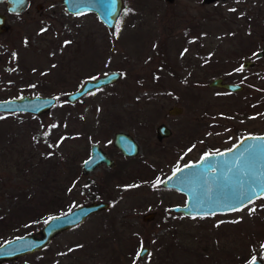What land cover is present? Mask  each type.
<instances>
[{
    "label": "rangeland",
    "instance_id": "374dc122",
    "mask_svg": "<svg viewBox=\"0 0 264 264\" xmlns=\"http://www.w3.org/2000/svg\"><path fill=\"white\" fill-rule=\"evenodd\" d=\"M121 1L109 28L60 0H28L19 13L0 1V98L55 97L39 114L0 111V242L80 203L108 202L43 248L0 264H240L258 256L264 264V194L235 210L186 215L167 209L184 194L157 185L204 152L264 132V53L255 56L264 0ZM245 59L252 64L242 66ZM112 69L115 81L65 99ZM214 76L242 89L211 86ZM173 104L180 113H167ZM160 122L171 131L157 138ZM118 130L137 141L136 154L112 144ZM91 142L114 162L82 173Z\"/></svg>",
    "mask_w": 264,
    "mask_h": 264
},
{
    "label": "water",
    "instance_id": "95a60500",
    "mask_svg": "<svg viewBox=\"0 0 264 264\" xmlns=\"http://www.w3.org/2000/svg\"><path fill=\"white\" fill-rule=\"evenodd\" d=\"M1 1V0H0ZM65 10L72 14L81 12H93L98 20L105 27H112L121 8V0H60ZM8 12L19 13L26 8L27 0H4ZM40 3L36 4V8ZM7 29L5 15L0 12V33ZM264 53V45L255 53L256 57ZM251 60H244L243 66H248ZM120 77V71L112 69L100 75L86 78L75 89L65 94L68 102H73L83 94L96 89L100 86L109 84ZM211 86L222 87L231 91L242 89V84L232 81H224L220 76L212 77L209 82ZM55 103V97L41 94H21L18 96L0 98V111L12 112L23 111L32 114H39ZM182 107L173 104L167 108V113L178 114ZM170 128L160 122L155 127L157 138L170 134ZM112 144L125 156H132L138 152L137 141L127 132L118 130L113 133ZM248 149V151H245ZM243 153V156L240 154ZM223 154V155H221ZM239 157L237 167L228 173L229 179H224V173L227 171V165L223 162L233 161ZM104 163L106 166H112L113 160L106 155L98 143L89 144V153L81 162V171L89 172L97 165ZM213 164L217 166L209 171V182L204 183V176L194 178L189 175L186 183L195 190L196 195L200 197L198 204L193 195L184 186L181 180V173L177 169H182L185 174L198 172L204 165V171H207ZM188 166H192L191 168ZM264 171V132L245 133L240 135L231 145L226 148L215 151L204 152L196 160L184 162L174 168L169 174L162 178L158 186L173 188L184 194L182 204L168 206L169 211L181 212L186 215H202L205 213L224 212L240 207L264 194L262 187L257 186L256 182L261 179V172ZM176 175L173 176V173ZM212 176H218L213 181ZM171 177V179H169ZM257 179V180H256ZM212 181V182H211ZM251 184L255 189L250 198L247 197L248 186ZM228 186V187H226ZM230 190L242 193L239 201L230 199ZM229 201V202H226ZM108 202L104 200H91L80 203L66 212L54 213L47 217L36 232L19 234L7 238L0 242V263L2 261L14 260L22 255L37 251L43 248L51 238L58 232L67 229L83 221L88 215L100 209L106 208ZM154 216L153 211L146 212L142 219H150ZM54 218V219H50ZM147 246L143 245L138 250V255L142 256L147 251ZM253 258L240 264H252ZM255 264H263L262 256L255 257Z\"/></svg>",
    "mask_w": 264,
    "mask_h": 264
},
{
    "label": "snow or ice",
    "instance_id": "6c2138e0",
    "mask_svg": "<svg viewBox=\"0 0 264 264\" xmlns=\"http://www.w3.org/2000/svg\"><path fill=\"white\" fill-rule=\"evenodd\" d=\"M41 31H44V29H42ZM65 43H69L68 41H66ZM31 87H35V85H32ZM53 127H55V125H53ZM245 151H248V149H245ZM223 155V154H221ZM241 156H243V153L240 154ZM237 161H239V157L236 158V160H233V161H225L223 162L225 165H227V171L223 174L224 175V179L227 181L229 179V176H228V173L232 172V170L235 168V169H238L239 171H241L240 168L237 167ZM217 165L216 164H213L212 163V166L209 167L207 169V171H204L205 169V166L202 165L201 166V169L198 171V172H190L189 174H185L183 172L182 169H177L176 171L177 172H180L181 173V180L182 182H184V186L187 188V190L193 195L194 199H196L197 203L199 204L201 202V199L199 196L196 195V192L193 188H191L187 183L186 181L188 180V177L189 175L194 177V178H197L201 175L204 176V183L207 184L209 182V179L208 177L210 176L209 175V171L213 168H215ZM188 167H192V166H188ZM176 175V172L173 173V176ZM213 178V181L218 179V176H212ZM171 179V177L169 178ZM257 180V179H256ZM212 182V181H211ZM157 183H159V181H157ZM257 186L259 187H262V190H264V171L261 172V179L259 180V182L257 181L256 182ZM228 187V186H226ZM255 189L252 188L251 184L248 186V190H247V197L246 198H250L251 195L254 193ZM243 194L238 192V191H232L230 190V199L231 200H234V201H239L241 199V196ZM226 202H229V201H226ZM235 210V209H233ZM254 211V210H253ZM50 219H54V218H50ZM252 264H255V258H253V262Z\"/></svg>",
    "mask_w": 264,
    "mask_h": 264
},
{
    "label": "flooded vegetation",
    "instance_id": "af4514ba",
    "mask_svg": "<svg viewBox=\"0 0 264 264\" xmlns=\"http://www.w3.org/2000/svg\"><path fill=\"white\" fill-rule=\"evenodd\" d=\"M1 1L4 2V0H1ZM27 2H28V0H27ZM5 9H6V6H5ZM6 12H7V13H14V12H8L7 10H6ZM4 15H5V14H4ZM5 19H6V15H5ZM262 45H264V44H262ZM262 45H261V46H262ZM261 46H260V48H261ZM260 48H259V49H260ZM259 49H258V50H259ZM258 50H257V51H258ZM257 51H256V52H257ZM256 52H255V53H256ZM245 60H249V59H245ZM243 61H244V60H243ZM243 61H242V62H243ZM251 64H252V63H251ZM251 64H250V65H251ZM242 66H243V65H242ZM232 82H236V81H232ZM227 90H228V89H227ZM229 91H231V90H229ZM235 91H237V90H235ZM243 134H245V133H243ZM241 135H242V134H241ZM104 152H105V151H104ZM105 153H106V152H105ZM120 153H121V152H120ZM121 154H122V153H121ZM106 155H107V154H106ZM122 155H123V154H122ZM107 156H108V155H107ZM124 156H125V155H124ZM109 157H110V156H109ZM110 158H111V157H110ZM111 159H112V158H111ZM112 160H113V159H112ZM113 162H114V160H113ZM103 164H104V163H103ZM104 165H105V164H104ZM108 167H110V166H108ZM84 173H86V172H84Z\"/></svg>",
    "mask_w": 264,
    "mask_h": 264
},
{
    "label": "trees",
    "instance_id": "16d2710c",
    "mask_svg": "<svg viewBox=\"0 0 264 264\" xmlns=\"http://www.w3.org/2000/svg\"><path fill=\"white\" fill-rule=\"evenodd\" d=\"M93 195H95V196H96V195H97V193H94Z\"/></svg>",
    "mask_w": 264,
    "mask_h": 264
}]
</instances>
